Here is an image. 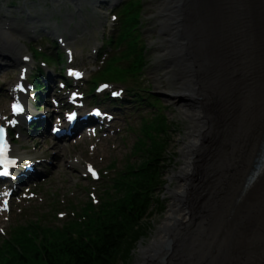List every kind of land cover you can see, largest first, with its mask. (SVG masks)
<instances>
[{
  "label": "bare ground",
  "instance_id": "6f19581e",
  "mask_svg": "<svg viewBox=\"0 0 264 264\" xmlns=\"http://www.w3.org/2000/svg\"><path fill=\"white\" fill-rule=\"evenodd\" d=\"M75 1L96 10L107 0ZM159 2L161 31L169 30L171 42L163 55L178 84L172 96L192 103L195 124L172 177L179 185L168 188L174 199L140 244L136 264H264L257 247L264 242V168L241 197L264 139V0ZM42 13L35 16L41 26L55 14ZM82 16L79 10L71 20ZM6 22L0 15L2 61L6 51L26 48L24 29Z\"/></svg>",
  "mask_w": 264,
  "mask_h": 264
},
{
  "label": "rangeland",
  "instance_id": "374dc122",
  "mask_svg": "<svg viewBox=\"0 0 264 264\" xmlns=\"http://www.w3.org/2000/svg\"><path fill=\"white\" fill-rule=\"evenodd\" d=\"M52 1H55L56 5L59 8V5L61 8H59V13L61 20H64L65 16H69L70 13L74 15L76 13V8L81 7L84 10L83 17L85 18L84 21H81L77 18V33L73 34L75 36H78L74 39L76 41V46L78 51L81 52V47L84 45L81 42H86V38H81V40H78L79 37H82L83 35L80 33L81 31H84V33L90 29L93 25H96L99 27V25H104L105 31H107L109 28L111 30L115 29L117 27V20L111 21L108 25L107 22V16H106V10H109V5L111 3V0H107L104 3L100 4L99 8H96V10H93L90 6L88 7L86 3L78 4L72 0H25L27 5L31 7L36 13H38V10L42 8V10H52L51 3ZM125 0H119V3H117L116 7H119L118 15L122 20H126V23L133 21L134 18H138V22L134 25H130L129 29L134 28L135 32H139V38L140 42L146 44L147 51H146V59L148 60V64L146 65L145 69L143 70V73L139 74L138 76L134 77L133 75H129V81L121 82L118 79L111 77L109 80L111 82L118 83L119 85H116V87H122L125 88L127 91L129 90L130 95H132L133 101L130 103V106H133V113L130 115V123L132 125H127V127L130 129V131L127 132L126 140L121 139V135H117V143L116 144H109L107 151H106V157L101 158L97 157V162L103 167L108 161L116 159L117 166L119 168H123L127 163L133 162H139L141 160V155L137 153L136 155H131L133 150V145L135 141L137 140V137L139 138L141 136L140 127L142 124V120H150L156 113L163 112L166 117L168 118V121L171 124V130H170V141L168 142L169 145L167 146V153L170 155L168 162H170L169 166L165 168L164 175L162 179L165 180V183H162V187L158 188L156 191L155 196L161 197L163 200V207L161 204H158L157 206L154 204L152 206V215L146 216V222H148V231L147 234L140 238L136 244V246L132 249L129 258H126L127 260L119 259L116 264H136L137 262V253L139 252V247L141 243H147V241L150 240L152 237V234L156 231V227L159 225V223L163 220L165 217L169 207L168 204L173 201V196L169 193L168 188H175L179 185V181L176 179H172L174 174L179 171V169L182 167L184 163V158L182 156L181 149L183 148L185 142L189 141L190 135L193 134V127L195 122L193 121V107H191L192 103L184 98H174L172 96V93L177 88V82L176 77H174L172 68V62L168 59L169 56L163 55V48L166 46H170L171 42L170 37L168 36L169 30H165L164 32L161 31V25H160V12H159V1L160 0H127V2L124 4ZM23 0H0V14H2V6H5V9L9 10L11 12L12 18H14V15H16V11L22 15V12L25 14L24 6L22 5ZM124 4V5H123ZM2 5V6H1ZM122 5V6H121ZM21 10V11H19ZM111 20V19H109ZM50 21L52 22V17L50 18ZM113 23V25H111ZM101 25V27H102ZM76 26V25H75ZM72 23V27H75ZM41 30V29H40ZM47 32L45 30H41L42 33L45 35H48L51 37V24H48ZM83 33V34H84ZM116 35V34H114ZM90 35V32L88 34ZM23 42H27V40H31L33 43L35 40L30 38L28 36V33L26 35H22ZM26 46V45H25ZM16 50H22L26 51L27 47H15ZM14 49V50H15ZM53 48L50 49L49 54H52ZM84 55L90 54V51L87 49L82 50ZM79 54L78 56L79 61H82V58L84 57L83 53ZM17 53H8V51L4 54V61H2V58L0 59V108L3 109L7 105L8 97L5 94H8L6 92V87L9 83V80L15 79L17 68L20 65L19 63H14L15 57ZM50 55L46 54L45 58L50 63H55L50 59ZM114 55H111L108 57L106 63L101 68V73L105 74L107 76L108 71L105 69L110 64V69H112V57ZM52 59H55V57H51ZM6 59V60H5ZM8 59H10L12 62H10ZM86 59H84L85 61ZM57 63V62H56ZM128 61H121L120 66H127ZM127 64V65H125ZM99 65V59H95L91 62V64L88 66V68H93ZM171 65V67H170ZM87 67V66H86ZM147 96V103L143 102L140 97ZM157 98H160L162 103H156V105L148 104L150 100H157ZM140 104L141 108L136 107V105ZM166 105V108H165ZM160 107V108H159ZM197 109L199 106H196ZM124 121V120H122ZM204 123L200 124L201 126ZM153 125V124H152ZM154 134L162 135L163 133H155V130H152ZM145 138V136H143ZM36 140H47L46 135H42V132L37 135V137L34 138V141ZM49 143V142H48ZM115 145H118V147H115ZM32 147V142L31 145ZM56 148L50 147V151L42 150L41 154H52ZM32 150V149H31ZM66 152V150H65ZM256 154V152H255ZM67 156V155H66ZM84 156H89V153L85 152ZM131 157V158H130ZM107 159V160H106ZM106 160V161H105ZM128 160L130 162H128ZM172 160V161H171ZM56 167L54 168V171L59 170L58 176L54 173V177L56 179V184L52 185L53 190H57L58 193H62L63 191H75V195L73 197H70L69 200L64 207L63 211L67 213V216H70V218H73L71 215L73 212H75V208H70V201L74 199V203L79 208L80 204H83L84 202L88 201V195L85 193V191L82 189V187L85 184H77L74 178H71V175H77L78 173L67 170L66 165L61 162H55ZM63 164V169L61 168V165ZM114 176L113 171L109 170L107 167L105 169V173L103 174L100 181L92 183L90 186L91 190H94L97 194V197L101 200L102 197V188L105 186L104 182L107 178ZM66 180L68 183H66ZM245 184V181H243ZM242 182V183H243ZM241 183V184H242ZM75 186L78 187V189L74 188ZM86 186V185H85ZM243 187V185H242ZM243 189V188H242ZM242 196V191H241ZM55 198H59V204H60V195L54 196ZM101 202V201H100ZM99 202V203H100ZM97 203V204H99ZM99 206V205H98ZM156 206V207H155ZM43 213L50 212L49 219L44 223H49L52 225L51 220L54 219V215L52 214L53 208L45 207ZM56 213V212H55ZM35 217V215H34ZM40 219H43L45 217H40ZM56 218V217H55ZM18 220L13 224L16 225L18 223H25L29 221V217H17ZM57 219V218H56ZM46 220V218H45ZM58 220V219H57ZM70 219L67 218L66 220H58L59 224L54 225L61 227L64 223H68ZM7 230V227H5ZM2 235H0V241L2 240ZM260 241V240H259ZM258 241V248H261V252L263 253L264 249V242ZM6 249V247H4ZM2 248L0 247V254H1ZM7 256H4L1 258L0 255V262L2 260H9V256H14L15 251L12 249L8 251ZM9 255V256H8ZM139 255V254H138ZM31 261L28 264H40V258L36 257H30ZM25 260V259H24ZM14 263H18L14 261Z\"/></svg>",
  "mask_w": 264,
  "mask_h": 264
},
{
  "label": "trees",
  "instance_id": "16d2710c",
  "mask_svg": "<svg viewBox=\"0 0 264 264\" xmlns=\"http://www.w3.org/2000/svg\"><path fill=\"white\" fill-rule=\"evenodd\" d=\"M137 22L138 18H134L130 25ZM132 29L123 37H131ZM131 41L126 56H132L133 62L128 68L108 71L107 77L127 81L129 75L136 77L143 73L148 64L146 44H140L137 36ZM157 101L160 102L158 98ZM142 130L145 138L142 136L136 144L141 160L128 163L124 172L114 179L99 209L93 211L94 205L87 202L83 208L84 219L71 220L63 229L37 221L19 226L11 239L0 244L1 258L11 249L15 255L0 264H15L14 261L28 264L30 257L40 258V264H116L120 258L126 261L138 240L147 234L149 227L145 219L153 214L152 206L161 204L163 207L162 198L155 194L165 183L162 177L170 164L167 146L171 124L166 115L157 113L144 123ZM152 130L163 133V137Z\"/></svg>",
  "mask_w": 264,
  "mask_h": 264
},
{
  "label": "water",
  "instance_id": "95a60500",
  "mask_svg": "<svg viewBox=\"0 0 264 264\" xmlns=\"http://www.w3.org/2000/svg\"><path fill=\"white\" fill-rule=\"evenodd\" d=\"M264 168V139L262 140V146L260 151L258 152L257 157L255 158V164H254V169L251 171L250 175L246 177L245 184L244 182L242 183L243 189H242V196L244 195V192L247 191V188L250 187L253 182L258 178L260 173L262 172V169ZM241 196V197H242ZM241 226H237V228H240ZM243 227V226H242ZM172 247V242H168L167 245H165V248H171ZM145 264V263H143Z\"/></svg>",
  "mask_w": 264,
  "mask_h": 264
}]
</instances>
